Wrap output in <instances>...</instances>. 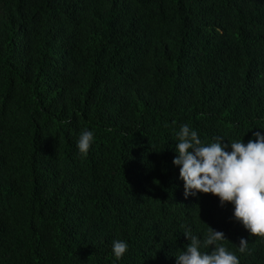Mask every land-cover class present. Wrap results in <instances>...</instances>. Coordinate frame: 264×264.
I'll return each instance as SVG.
<instances>
[{
    "label": "trees",
    "instance_id": "1",
    "mask_svg": "<svg viewBox=\"0 0 264 264\" xmlns=\"http://www.w3.org/2000/svg\"><path fill=\"white\" fill-rule=\"evenodd\" d=\"M181 124L264 129V0H0V264H113L114 239L116 264H175L208 226L264 264L230 204L184 197Z\"/></svg>",
    "mask_w": 264,
    "mask_h": 264
},
{
    "label": "clouds",
    "instance_id": "2",
    "mask_svg": "<svg viewBox=\"0 0 264 264\" xmlns=\"http://www.w3.org/2000/svg\"><path fill=\"white\" fill-rule=\"evenodd\" d=\"M261 130L254 131L246 143L243 140L224 143V138L216 137L205 144L196 130L181 124L175 133L172 165L179 169L185 198L210 193L218 198L219 206L231 205V218L250 235L264 238V129ZM93 140V132L82 129L76 139L78 152L87 155ZM183 235L190 242L174 256L175 264H240L239 257L220 243L226 240L223 232L208 226L203 241L189 229ZM247 243L240 238L237 251L246 255ZM209 246L210 252L201 251V247ZM127 250L126 241L114 239L113 264Z\"/></svg>",
    "mask_w": 264,
    "mask_h": 264
}]
</instances>
